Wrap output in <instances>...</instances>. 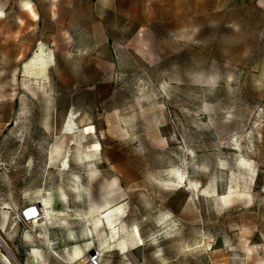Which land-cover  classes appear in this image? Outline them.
I'll use <instances>...</instances> for the list:
<instances>
[{
  "label": "rangeland",
  "instance_id": "rangeland-1",
  "mask_svg": "<svg viewBox=\"0 0 264 264\" xmlns=\"http://www.w3.org/2000/svg\"><path fill=\"white\" fill-rule=\"evenodd\" d=\"M36 202L44 264H264V0H0V203Z\"/></svg>",
  "mask_w": 264,
  "mask_h": 264
},
{
  "label": "crops",
  "instance_id": "crops-1",
  "mask_svg": "<svg viewBox=\"0 0 264 264\" xmlns=\"http://www.w3.org/2000/svg\"><path fill=\"white\" fill-rule=\"evenodd\" d=\"M9 204L0 203V237L9 247V257L19 264H44L51 242L50 232L38 223L35 229L42 233V239L38 240L16 222L14 212L8 208ZM25 206L19 204L15 209L21 210ZM2 255L3 252H0L1 259H4Z\"/></svg>",
  "mask_w": 264,
  "mask_h": 264
},
{
  "label": "built area",
  "instance_id": "built-area-1",
  "mask_svg": "<svg viewBox=\"0 0 264 264\" xmlns=\"http://www.w3.org/2000/svg\"><path fill=\"white\" fill-rule=\"evenodd\" d=\"M11 210V209H10ZM14 217L17 223H19L23 228L30 231L38 240L42 239V235L38 232L35 227L43 218V208L39 202L29 204L22 208L21 210L13 209ZM3 243L8 247V245L3 241ZM4 250L0 247V251ZM94 251V256L88 253L82 264H103L101 254ZM4 252H6L4 250ZM9 256V252L6 253ZM5 255V254H4ZM6 256V255H5Z\"/></svg>",
  "mask_w": 264,
  "mask_h": 264
},
{
  "label": "bare ground",
  "instance_id": "bare-ground-1",
  "mask_svg": "<svg viewBox=\"0 0 264 264\" xmlns=\"http://www.w3.org/2000/svg\"><path fill=\"white\" fill-rule=\"evenodd\" d=\"M30 11L37 18V14L32 9H30ZM36 61H38L40 64H38V65L35 64ZM36 61L34 63V67H37L39 69V73L42 74L45 70V64L43 62V59L41 57H38V59ZM39 204H41V203H39ZM41 206L43 208V218L45 217L47 220H51L53 218V211L44 208L43 204H41ZM120 213H122V212L120 211ZM43 218L41 221H43ZM93 218H94V222H95L96 227H98L99 223L101 222V218L99 217V215L98 216L96 215ZM114 220H115L114 215L106 217L107 225H108V227L111 231L110 233L112 235L115 234V228L113 227V225L115 223ZM41 221L39 222V224L41 223ZM41 235H42V233H41ZM134 242H135V244L141 242L140 232L137 229H135V232H134ZM0 247L3 248L6 252H9V247H7L3 243V239L1 237H0ZM54 255L56 257H58L56 254H54ZM2 257L4 258L6 264H12V261L10 258H8L5 255H2ZM84 260H85V257L83 255H80V253H76L75 258H74V262L72 264H82L84 262Z\"/></svg>",
  "mask_w": 264,
  "mask_h": 264
},
{
  "label": "water",
  "instance_id": "water-1",
  "mask_svg": "<svg viewBox=\"0 0 264 264\" xmlns=\"http://www.w3.org/2000/svg\"><path fill=\"white\" fill-rule=\"evenodd\" d=\"M90 255H91V256H94V251H91V252H90Z\"/></svg>",
  "mask_w": 264,
  "mask_h": 264
}]
</instances>
